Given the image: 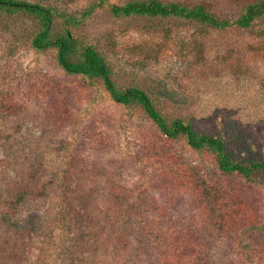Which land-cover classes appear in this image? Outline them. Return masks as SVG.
I'll return each instance as SVG.
<instances>
[{"label": "rangeland", "instance_id": "374dc122", "mask_svg": "<svg viewBox=\"0 0 264 264\" xmlns=\"http://www.w3.org/2000/svg\"><path fill=\"white\" fill-rule=\"evenodd\" d=\"M27 1L76 16L97 2ZM128 1L106 0L76 25L55 16L51 33L93 45L116 87L220 136L231 160L263 159L264 17L217 29L111 13ZM161 1L232 19L254 0ZM40 28L24 10L0 11V264H175L166 251L189 264H264V169L223 173L209 150L164 139L100 78L33 46Z\"/></svg>", "mask_w": 264, "mask_h": 264}, {"label": "trees", "instance_id": "16d2710c", "mask_svg": "<svg viewBox=\"0 0 264 264\" xmlns=\"http://www.w3.org/2000/svg\"><path fill=\"white\" fill-rule=\"evenodd\" d=\"M106 0H97L82 11L80 16L68 14L57 8L39 2L27 0H0L2 10H24L40 20L41 28L34 35L32 44L36 48H56L58 64L70 74H83L89 78H100L111 98L125 105L136 104L145 115L155 124L157 131L166 140L182 137L187 145L194 150H209L215 156L217 167L223 173H237L248 180H252V172L264 169V158L249 163L231 160L225 150L224 141L220 136L200 133L190 122L181 118L166 119L154 105L152 98L143 89L130 86L123 89L116 87L111 78V70L104 56L91 44L78 46V41L68 30L51 33V24L55 16L62 18L64 24L76 25L90 14L95 6H101ZM110 11L114 16L147 15L151 17H176L195 21L217 29L231 26L249 28L254 22L264 17V0H254L245 4L242 11L234 18L216 16L206 10L203 5L192 6L176 1L163 2L161 0H131L123 4H110ZM161 91V90H160ZM164 93V94H163ZM162 94L172 97L170 94ZM52 188L50 190L54 191ZM168 260L175 264H189L195 261L194 256L182 254L175 257L173 253L165 252ZM163 259H166L165 257ZM191 261V262H190Z\"/></svg>", "mask_w": 264, "mask_h": 264}]
</instances>
